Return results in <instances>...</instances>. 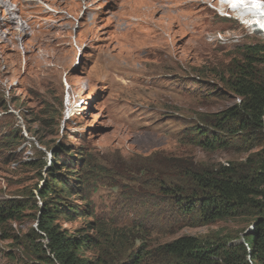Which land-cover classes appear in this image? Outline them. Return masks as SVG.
I'll list each match as a JSON object with an SVG mask.
<instances>
[{
	"label": "rangeland",
	"instance_id": "1",
	"mask_svg": "<svg viewBox=\"0 0 264 264\" xmlns=\"http://www.w3.org/2000/svg\"><path fill=\"white\" fill-rule=\"evenodd\" d=\"M0 2L11 11L0 10L7 24L0 29V203H26L18 220L0 221V264L38 261L29 236L37 231V189L55 183L45 166L55 151L65 175L90 163L63 192L78 214L56 222L75 235L100 236L96 245L111 264L135 254L146 256L142 264H167L162 246L182 236L241 255L239 244L253 225L248 216L203 223L163 188L183 185L187 167L249 172L264 147V130L236 134L231 147L216 150L194 135L240 103L230 86L242 63L238 47L264 45V30L242 19L253 16L247 7L254 3ZM218 4L222 13L231 5L242 24L221 16L212 7ZM9 31L15 34L5 37ZM256 66L264 77V62ZM97 254V248L82 252Z\"/></svg>",
	"mask_w": 264,
	"mask_h": 264
},
{
	"label": "trees",
	"instance_id": "2",
	"mask_svg": "<svg viewBox=\"0 0 264 264\" xmlns=\"http://www.w3.org/2000/svg\"><path fill=\"white\" fill-rule=\"evenodd\" d=\"M238 51L242 63L238 64L236 79L230 86L240 98V103L222 112L213 128L196 129L194 133L200 136L199 144L210 150L231 147L230 139L236 134L264 130V77L256 72V64L264 62V45L245 44L238 47ZM241 138L236 139L235 145L240 143ZM56 152L45 165L48 174L53 176L51 182L55 183H45L37 189L41 200L37 206V231L34 237L29 236L31 244L28 248L32 256L38 259L36 264H111V260L96 245L100 236L95 239L88 235H75L56 222L60 216L71 212L78 214L73 211L77 206L70 204L67 194L63 192H71L70 180L78 181L72 175L81 177L79 173L82 168L87 169L90 165L87 159L81 169L69 170L65 162L64 167L69 170L65 171L69 175H65L61 172L62 167H59V162L63 160L57 158L60 153ZM69 157L68 164L72 159ZM252 161L254 167L245 173L227 166H222L218 171L187 167L184 169L186 181L183 185L168 184L172 188H163L181 211L196 216L203 223L239 214L248 216L253 223L244 242L239 244L241 255L232 250L224 251L221 246L205 248L193 236H182L162 246L169 260L167 264H264V147ZM25 208L26 203L21 201H3L0 203V221L18 220ZM96 248L99 253L96 256L87 258L82 255L83 250ZM144 255H149V252ZM145 258L135 254L128 262L118 264H142Z\"/></svg>",
	"mask_w": 264,
	"mask_h": 264
},
{
	"label": "bare ground",
	"instance_id": "3",
	"mask_svg": "<svg viewBox=\"0 0 264 264\" xmlns=\"http://www.w3.org/2000/svg\"><path fill=\"white\" fill-rule=\"evenodd\" d=\"M252 2L254 3L253 4V7H247V9H249V10H251V11H253L252 12V14H253V16L252 17H246V18H242V19H244V20H246L245 21V23H248V22H252L253 23V25L254 26H252V27H255V26H257V28H258V30H261V29H263L264 30V3H260V2H258V0L257 1H255V0H232V3H233V5H237V3H242L243 5H245V8H246V6H247V4L248 5H250V6H252ZM212 7H213V9H216V8H218L219 9V4H218V6H213L212 5ZM9 8V6L6 4V3H2V2H0V10L3 12V11H7V14H9L11 11H10V9H8ZM257 8V9H256ZM218 9H216L217 11H218ZM220 10V9H219ZM221 11V10H220ZM245 11H247V10H242L241 12H245ZM224 15H226L225 13H223ZM242 16H247V15H242ZM8 23H11V24H13L14 25V22H15V18L14 19H12L11 18V21H7ZM242 23V22H241ZM6 26L7 24H3V20L2 19H0V29L3 27V26ZM244 25V24H243ZM4 26V27H5ZM251 27V26H250ZM8 30H10L9 28H8ZM19 31V30H18ZM3 32V31H2ZM4 33V32H3ZM7 34H6V36L5 37H7V35H9V34H15V31L13 32V31H9V32H6ZM24 33V32H23ZM4 37V38H5ZM2 41L3 42H5V40H3L2 39Z\"/></svg>",
	"mask_w": 264,
	"mask_h": 264
},
{
	"label": "clouds",
	"instance_id": "4",
	"mask_svg": "<svg viewBox=\"0 0 264 264\" xmlns=\"http://www.w3.org/2000/svg\"><path fill=\"white\" fill-rule=\"evenodd\" d=\"M229 5V4H228ZM218 9V8H216ZM219 13H221L222 15H224L220 10L218 11ZM220 14V15H221ZM225 14H228L230 17H226L228 19H233V20H236V21H239L241 23V20L239 19V17L236 15L237 13L234 11L233 7L231 5H229L228 7H226V11H225ZM221 15V16H222ZM225 17V16H223ZM242 24V23H241Z\"/></svg>",
	"mask_w": 264,
	"mask_h": 264
},
{
	"label": "built area",
	"instance_id": "5",
	"mask_svg": "<svg viewBox=\"0 0 264 264\" xmlns=\"http://www.w3.org/2000/svg\"><path fill=\"white\" fill-rule=\"evenodd\" d=\"M253 31H258L257 29H254ZM260 32V31H259ZM261 33H263V35H264V32H261Z\"/></svg>",
	"mask_w": 264,
	"mask_h": 264
}]
</instances>
